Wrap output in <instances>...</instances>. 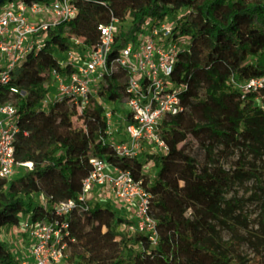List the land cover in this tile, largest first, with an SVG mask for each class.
<instances>
[{
	"label": "trees",
	"instance_id": "16d2710c",
	"mask_svg": "<svg viewBox=\"0 0 264 264\" xmlns=\"http://www.w3.org/2000/svg\"><path fill=\"white\" fill-rule=\"evenodd\" d=\"M8 0H0V5ZM25 2L51 0H22ZM76 8L75 15L68 21H61L51 27L43 44L35 52L28 53L16 66L11 84L22 93L8 92L1 86L3 101H10L17 107L18 130L14 138V159L20 164L31 162V168L17 177H0V229L15 226L23 215L33 221L57 220L61 216L55 205L67 199H76L81 191L82 180L92 170L90 159L100 157L109 166L129 171L141 180L145 189L149 176L144 172V164L139 156L118 154L106 129V119L102 105L92 100L79 110L70 99H53L42 106L51 81L50 70L58 68L59 58L71 46V39H79L84 45L93 46L100 38L99 25L107 23L112 17L123 22L120 26L116 46L128 39H135L136 33L148 20L171 18L175 31L188 40L195 48L203 37H210L219 43L223 35L225 43L234 45L240 52L245 42L241 23L248 16L254 32L248 35L254 43L255 60L259 70L264 69V3H255L241 8L231 1L227 22L218 18L219 0H71ZM200 42V41H199ZM178 64L173 78L188 79V73ZM190 71V70H189ZM194 75V70H193ZM218 87L224 84L213 79ZM127 77L123 71L106 77L100 86L99 95L107 101L123 102L126 99ZM257 93L264 95V87ZM192 96V93H190ZM199 109H186L195 124L196 116L201 117ZM253 111V108L249 107ZM183 114L180 113L179 115ZM197 130L211 125L194 126ZM158 134L168 145L167 151L155 150L147 153V159L159 170L163 177L170 169V163L190 158L184 156L177 136L181 125L174 120L163 119L157 129ZM44 200L39 203L34 194ZM150 195L151 207L156 219L157 239L153 243L141 231L130 232L127 225L134 222L121 216L111 204L88 200H77L66 218L68 223L67 264H204L203 238L195 224L183 215L176 214L170 206ZM125 225L126 230L118 229ZM140 245L135 247V245ZM0 264H18L7 244L0 240Z\"/></svg>",
	"mask_w": 264,
	"mask_h": 264
},
{
	"label": "built area",
	"instance_id": "2783aa9c",
	"mask_svg": "<svg viewBox=\"0 0 264 264\" xmlns=\"http://www.w3.org/2000/svg\"><path fill=\"white\" fill-rule=\"evenodd\" d=\"M75 13L71 0L31 3L8 0L0 5V88L6 86L8 92L22 93L11 84L17 64L28 53L40 48L51 27L70 20ZM122 23L120 18L112 17L100 24V38L93 46L71 39V46L59 58L60 68L68 67L69 70H50L51 81L47 87H54V99H70L79 110L92 100L98 101L103 107L106 133L118 154L139 156L145 143L153 144L148 153L156 149L165 152L168 145L157 129L167 116H177L188 107L193 70L186 71L183 56L194 47L175 31L174 20L166 17L148 20L135 39H128L115 48ZM178 64L183 65L182 71L188 73V79L173 78ZM118 71H123L127 77L126 99L107 101L99 95L100 86L106 77L117 75ZM257 83L252 80L249 90H256ZM1 98L0 94V177L8 178L17 165L31 168V162H15L17 107ZM122 131L125 132L123 136ZM90 162L92 170L82 180L77 198L55 205L61 218L33 221L29 216H22L14 226L28 242L27 255L18 258V264H67L66 218L76 201L88 200L95 187L105 188L116 200L132 206L134 222L127 225L128 231L144 232L156 243V219L149 192L142 181L127 170L109 166L103 158L92 157Z\"/></svg>",
	"mask_w": 264,
	"mask_h": 264
},
{
	"label": "rangeland",
	"instance_id": "374dc122",
	"mask_svg": "<svg viewBox=\"0 0 264 264\" xmlns=\"http://www.w3.org/2000/svg\"><path fill=\"white\" fill-rule=\"evenodd\" d=\"M231 1L241 8L264 3L219 0L217 14L224 23ZM242 18L240 25L246 39L241 52L225 43L220 35L218 44L203 37L206 43L199 40L183 56L186 71L194 70L187 108L199 109L201 117L194 114L195 124L191 114L185 112L166 119L181 125L177 139L184 156L190 158L189 163L171 162L162 177L147 159L153 144H143L140 153L144 172L149 176L150 195L192 221L201 233V252L207 258L204 264H264V95L248 88L252 80L264 87V69L259 70L254 43L248 39L254 32L250 19ZM215 78L224 84L223 88L214 83ZM54 93L52 86L42 101L44 108L54 99ZM205 125L213 126L217 132L194 128ZM24 171V167L17 165L8 178ZM34 198L44 204L39 194H34ZM96 201L108 202L119 215L134 218L133 207L116 200L105 188L95 187L91 191L88 202ZM118 229L125 231L126 226L119 225ZM0 240L15 258L27 255L28 242L16 227L1 228Z\"/></svg>",
	"mask_w": 264,
	"mask_h": 264
}]
</instances>
